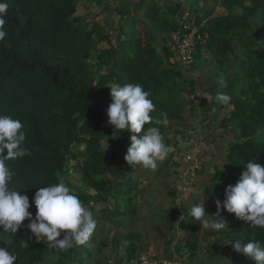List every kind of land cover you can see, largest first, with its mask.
Here are the masks:
<instances>
[{"label":"trees","instance_id":"trees-1","mask_svg":"<svg viewBox=\"0 0 264 264\" xmlns=\"http://www.w3.org/2000/svg\"><path fill=\"white\" fill-rule=\"evenodd\" d=\"M247 1L224 0L239 11L214 17V11L209 10L202 16V21L210 19V25L203 29L207 34H200L202 39L193 60L186 63L191 70L213 62L214 73L225 75L217 76L212 86L216 92L213 102L217 103L218 93L229 94L232 102L234 96L240 99L233 116L226 120L235 126L238 137L213 174L225 189L237 183L248 161L255 160L264 167V0L252 6ZM5 2L7 36L0 42V115L21 120L26 135L23 147L30 153L7 161L13 174L12 186L29 197V210L35 218L32 201L39 187L63 180L73 190L67 167L75 160L74 168L83 185L95 192H76L81 201L92 211L96 204L104 203L106 207L96 211L101 218L125 217L123 209L114 210L109 202L116 190L128 187L129 191H124L127 197L137 188L133 169L124 159L132 133L115 132L108 123L107 109L112 101L106 85L139 83L155 105L152 116L162 118L160 113H167L170 122L184 115L187 96L183 89L190 85L180 69V62H185L180 57L175 65L170 62L179 55L170 45L172 35L164 24L162 7L157 3L147 9V0ZM90 7L116 16L117 44L101 24L80 15L81 9ZM172 27L173 33L180 29L178 23ZM152 30L163 37L162 49L156 47L158 40ZM104 43L110 48H101ZM241 52L245 56L240 59L236 75L228 76L234 58ZM168 128L169 124L161 132L172 148L175 139L168 135ZM110 175L115 176L113 180L106 178ZM28 223L26 220L16 235L0 236V246L17 255L16 264H85L93 259L98 245H91L97 240V228L83 245L48 250L28 230ZM242 233V242L254 240L264 245V229L243 221ZM127 238L130 243L137 239L133 233ZM237 254L232 264H254ZM195 255L188 259L195 260Z\"/></svg>","mask_w":264,"mask_h":264},{"label":"rangeland","instance_id":"rangeland-1","mask_svg":"<svg viewBox=\"0 0 264 264\" xmlns=\"http://www.w3.org/2000/svg\"><path fill=\"white\" fill-rule=\"evenodd\" d=\"M258 1L248 0L247 4L252 6ZM157 3L163 9L162 17L170 35H173L172 25L177 23L179 26H195L202 34L204 27L210 25V19L202 21L201 18L209 10L214 11V17L239 11L229 7L224 0H147L146 8ZM104 11L102 8L90 7L89 10L81 9L80 15L89 22L101 24L108 34L111 33L113 43L117 44L116 16H108ZM138 27L143 29L141 24H138ZM152 36L158 40L156 47L162 49L165 45L163 37L154 30ZM100 46L109 49L111 45L104 43ZM244 56L242 52L237 54L228 76L236 75L240 59ZM179 59L173 58L170 62L175 65ZM180 63V69L186 74L190 86L183 89L187 96L184 115L177 121L168 122V135L175 139L169 156L158 164L155 171L141 168L132 170L133 182L137 188L132 189L131 195L124 196V191H129L128 187L120 188L112 194L110 208L123 209L125 217L101 218L96 211L102 210L106 205L96 204L97 208L92 212L94 218L99 221L98 237L95 235L97 240L91 247L98 246L94 248L93 259L85 264H139L138 262L146 257H151L156 264H232L238 256L234 248L227 243L236 240L242 242V220L223 208L219 209L227 229L217 233L210 228H202L199 222H193L189 211L193 204L196 205L203 199L206 213L215 215L218 212L216 201L222 203L225 198L222 182L213 178L218 167L213 168L206 161L213 162L216 166L226 159L230 144L238 137L233 130L235 126L226 120L233 116L240 99L234 96V107L230 111L225 110L218 102H213L216 92L212 86L217 76L225 77L221 72L214 73L213 62L208 67L202 65L191 70L190 65ZM197 150H201L200 158L206 160L200 161L201 164L194 161ZM190 162L193 164L188 166ZM74 166L76 161L71 160L67 167L73 190L95 194L83 185ZM193 166H196L195 170ZM111 176L113 175L106 178L113 180L115 176ZM130 233L137 238L131 243L127 242ZM62 235L58 239H61ZM42 244L46 249H50L44 242ZM193 253L196 254L195 260L188 259Z\"/></svg>","mask_w":264,"mask_h":264},{"label":"clouds","instance_id":"clouds-1","mask_svg":"<svg viewBox=\"0 0 264 264\" xmlns=\"http://www.w3.org/2000/svg\"><path fill=\"white\" fill-rule=\"evenodd\" d=\"M7 9L5 0H0V42L5 41L7 36ZM106 86L110 87L112 101L107 109L108 123L114 127L115 132L132 133L125 161L133 170L139 167L155 171L171 151L161 132V128L168 124L167 113H160L162 118L151 115L155 111V105L149 99L150 93L139 83L122 86L118 82H112ZM216 100L225 110L230 111L234 107L229 94L218 93ZM23 127L21 120L0 115V236L16 235L27 220L30 221L27 228L31 234L48 247L66 250L85 244L94 235L97 220L92 210L67 183L61 180L38 188L32 201L36 208L35 218L29 210V197L12 186L13 174L7 161L30 154L23 147L26 140ZM103 147L107 150L108 144L105 143ZM243 169L237 183L226 187L223 202L216 201L218 212L215 215L206 213L203 199L198 204H193L189 211L193 222H199L202 228H210L217 233L226 230V223L219 213V209L223 208L228 213L235 214L236 218L251 222L252 227L264 229V167L255 160H250ZM62 233L63 238L58 239ZM227 244L248 261L264 264V245L258 241L245 243L236 240ZM17 259V255L7 247L0 246V264H16Z\"/></svg>","mask_w":264,"mask_h":264},{"label":"built area","instance_id":"built-area-1","mask_svg":"<svg viewBox=\"0 0 264 264\" xmlns=\"http://www.w3.org/2000/svg\"><path fill=\"white\" fill-rule=\"evenodd\" d=\"M202 36L195 26L180 25L178 32L173 33L170 43L172 50L179 55L185 63L193 60V53ZM139 264H156L151 257L143 258Z\"/></svg>","mask_w":264,"mask_h":264},{"label":"crops","instance_id":"crops-1","mask_svg":"<svg viewBox=\"0 0 264 264\" xmlns=\"http://www.w3.org/2000/svg\"><path fill=\"white\" fill-rule=\"evenodd\" d=\"M201 150H197V153H195V155H194V158H195V160L194 161H197V162H200V161H203V162H205L206 160L205 159H201L200 158V156H201ZM206 163L209 165V166H211V167H213V168H215L216 166H215V163H213V162H208V161H206ZM193 163L192 162H190V163H188L187 165L188 166H191ZM200 164H201V162H200ZM193 169L195 170L196 169V166H193ZM215 187H217V186H215ZM138 224H140V222H137Z\"/></svg>","mask_w":264,"mask_h":264}]
</instances>
